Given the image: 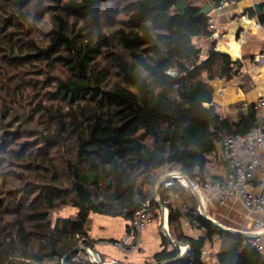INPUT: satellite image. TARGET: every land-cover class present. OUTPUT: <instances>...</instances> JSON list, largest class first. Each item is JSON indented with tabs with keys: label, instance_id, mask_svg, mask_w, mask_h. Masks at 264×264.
Returning a JSON list of instances; mask_svg holds the SVG:
<instances>
[{
	"label": "trees",
	"instance_id": "trees-1",
	"mask_svg": "<svg viewBox=\"0 0 264 264\" xmlns=\"http://www.w3.org/2000/svg\"><path fill=\"white\" fill-rule=\"evenodd\" d=\"M207 1L215 8L222 0H0V68L15 70L5 85L0 79V170L22 171L0 190V264H91L74 249L98 241L88 233L92 214L123 217L126 230L146 203L159 215L160 170L178 168L195 184L222 178L208 175V155L264 127L263 107L241 103L224 116L214 101L213 81L239 70L215 44L203 59L193 42L212 36L201 12ZM110 2L108 31L97 15ZM263 9L245 13L264 21ZM28 71L46 75L53 90L41 95L39 83L21 77ZM186 188L176 184L167 207L169 233L188 243L187 254L175 261L180 247L162 233V248L144 264H207L206 243L225 236L218 264H264L250 238L206 219L196 194L182 197ZM167 193L162 186L158 195ZM65 206L76 213L53 220ZM184 225L202 234L188 236Z\"/></svg>",
	"mask_w": 264,
	"mask_h": 264
},
{
	"label": "built area",
	"instance_id": "built-area-1",
	"mask_svg": "<svg viewBox=\"0 0 264 264\" xmlns=\"http://www.w3.org/2000/svg\"><path fill=\"white\" fill-rule=\"evenodd\" d=\"M226 2L227 0H222L219 8L224 7ZM249 18L252 17L248 13H244L237 20L242 23ZM208 23L212 31V37L215 38L218 33L215 19L210 16ZM256 28L264 30V21H260L258 17ZM242 33H245V31H242ZM262 57V54L258 55L254 61H260ZM250 106L264 108V97L254 103H242L243 109H247ZM208 157L225 163L229 172L222 178L210 177L201 184L193 183L191 188L202 197L203 202L202 190L215 198L221 206L231 203L239 204L246 210L248 217L259 216V219H254L252 222V232L258 235L250 239V244L258 252L264 253V236L262 235L264 233V127L256 128L246 135H237L226 139L222 148L212 152ZM168 176L169 178L163 184L164 188L168 190L166 198L162 199L159 195L155 197L161 207L159 218L163 230H169V209L167 205L173 197H176L172 189L176 187V184L182 187H190L182 172L172 171ZM155 218L156 214L151 204H144L135 212L125 235L114 242L113 245L128 252L140 249L143 244V232ZM188 247L181 246L180 254L185 253ZM87 251L90 253L91 264L119 263L116 260L103 262L99 254L97 256L91 255L90 247Z\"/></svg>",
	"mask_w": 264,
	"mask_h": 264
},
{
	"label": "crops",
	"instance_id": "crops-1",
	"mask_svg": "<svg viewBox=\"0 0 264 264\" xmlns=\"http://www.w3.org/2000/svg\"><path fill=\"white\" fill-rule=\"evenodd\" d=\"M259 4H264V0H227L225 6L222 8H219V6L214 8L212 6V10L209 14L215 19L218 28L217 36L215 38L212 36H199L193 39L194 44L201 48L203 59L207 58L210 49L215 44L218 51L227 53L233 60L238 61L236 68H238L239 74H236L233 79L229 81L220 79L213 81L215 90L214 101L220 107V112L224 116L236 115L238 112V105L241 103H254L258 99L264 97V30L256 28L257 16L256 18L252 17L245 19L242 23L237 20L247 9L256 7ZM242 31H245V33H242ZM261 54L263 55L262 59L260 61H254V59ZM228 172V167L222 165L217 171V176H225ZM96 215L97 214H92L90 225H88L90 238L94 240L107 239L104 237L112 239L113 237L108 234L94 232V222L92 220ZM127 223L128 221L125 219L126 228ZM186 226L187 225H184L183 227V231L186 235L196 238L202 234L200 229ZM124 235L123 233L117 240L121 239ZM96 245L100 244L96 243ZM210 245L209 242L206 243L203 252L205 253L208 251L210 254L214 253L216 259L217 252L226 244L222 241L220 245H214L215 247H211ZM161 248L162 232L159 249ZM155 253L146 254V260H149ZM105 260L109 262L111 260H116V258H108L106 255ZM119 260L126 264L142 263L136 262L139 261L140 258L134 255H130L129 258L126 259L117 258L116 261ZM216 263L218 264V262Z\"/></svg>",
	"mask_w": 264,
	"mask_h": 264
},
{
	"label": "rangeland",
	"instance_id": "rangeland-1",
	"mask_svg": "<svg viewBox=\"0 0 264 264\" xmlns=\"http://www.w3.org/2000/svg\"><path fill=\"white\" fill-rule=\"evenodd\" d=\"M123 3H118V6H122ZM117 3L116 2H110L107 4H104L101 6L98 15L99 16V21L105 26V29L109 31L110 27L114 26L115 20L113 14L114 10L116 7ZM1 78L4 84L7 83L9 79L14 77V71L15 70H9L8 68L1 67ZM10 71V73L8 72ZM47 74V73H46ZM36 72H21V77L27 80H32L35 81L38 84V90H41V95H45L47 91H52L53 86H48L47 82V76L42 75L39 76ZM55 75L57 77H64L65 76V70L62 68H57L55 71ZM16 81V80H15ZM5 87V86H4ZM4 94V91L2 92L1 95ZM37 100H40L37 98ZM37 122V121H36ZM35 122V123H36ZM222 163L219 162L218 160L213 161L209 166H208V175L209 176H217V171L219 168L222 167ZM172 171H179L178 168L174 169H162L160 170V173L162 174V177L165 175H168ZM22 173L21 169L18 167L15 168V170L10 171L8 168H3L0 170V190H3L4 193L8 192V189H10V185L6 184L4 182V179L7 178V181H11L12 179H15L17 182V177ZM26 173V172H24ZM219 176V175H218ZM2 191V192H3ZM186 193L183 194L182 197H193L196 192L191 188L187 187L186 188ZM197 195V194H196ZM202 195L204 197V204L206 207L207 212H212L214 216L219 217L220 219H223L225 222H227L232 228L239 229V230H244V231H253V220L254 219H259L260 217L257 215H253L251 217L247 216L246 210L239 204H228L226 206H221L218 204L217 200L213 198L209 193L205 192L202 190ZM7 194H4L3 197H6ZM179 203V202H177ZM181 203V201H180ZM199 210V208H198ZM76 213V209L71 207V206H65L61 207L58 210L54 211L52 214V219L55 220L58 217H69L72 216L73 214ZM93 223V230L94 232L97 233H104L108 234L112 239H116L120 237L123 233H126V224H125V219L122 217H111V216H106V215H101L97 214L95 218L92 220ZM161 220L159 218V215L156 216L155 220H153L151 223L148 224L147 228L143 232V244L141 245V248L135 251H125L123 249L117 248L113 245L114 242H109L110 239L108 237L105 240H98L96 243H99L100 245H96L94 242L93 247L91 248V255L95 256V253L92 249L97 251V253L101 256L102 259H105L106 255L108 258H112L117 260V258L120 259H126L129 258V256H136L140 258L139 261L136 262H142L140 264H144L147 260L146 254H152L157 251H159V245L161 242V232L164 233V230L162 228V225L160 227ZM90 225V222L87 224V226ZM169 226V224H168ZM188 227V226H186ZM109 237V238H111ZM229 238L226 236L224 239H215L213 240L210 244L211 247H215L216 244L220 245L222 241H226ZM104 242V243H103ZM84 244L82 241H79V246ZM263 244H264V238H263ZM215 245V246H214ZM218 247V246H217ZM131 253V254H129ZM83 258L84 260H90V253L89 251H86V254H80L78 256V259ZM151 259V258H150ZM204 259L207 264H217V260L215 259L214 253H209L208 251L204 253ZM112 261V260H111ZM125 261V260H124ZM119 262H121L119 260Z\"/></svg>",
	"mask_w": 264,
	"mask_h": 264
},
{
	"label": "water",
	"instance_id": "water-1",
	"mask_svg": "<svg viewBox=\"0 0 264 264\" xmlns=\"http://www.w3.org/2000/svg\"><path fill=\"white\" fill-rule=\"evenodd\" d=\"M211 10H212V4H211L209 1H207V2L202 6V10H201V12H202V14H209ZM168 178H169V176L166 175V176H164V177L159 181V183H158V185H157V188H156V195L159 194V191H160L161 187L163 186L164 182H165ZM184 178H185V180H186L188 186L193 187V183H192V181H190V179H188V177H186L185 175H184ZM196 194H197V196H198V198H199V212H200V213H201L206 219H208L209 221H211L212 223H214L215 226L219 227L222 231L227 232V233H230V234H232V235H236V236H237V235H243V236L248 237V238H250V239H252V238H254V237H256V236L258 235L257 233H254V232H252V231H244V230H239V229H235V228H232V227H228V226L222 225V224H220L219 222H217L216 220L212 219V218L209 217L208 214H207L206 207H205V204H204V202H203V200H202V197H201L198 193H196ZM164 235H165L168 239H170V240H171L176 246H178V247H181V246H189L188 243H186V242H182V241H176V240H174V239L171 237V235H170V233H169V230H167V229H164ZM262 235L264 236V233H263ZM88 248H89V247L79 246V247H77L76 249H74V251H79V250H85V251H87ZM90 248H92V247H90ZM188 248H189V247H188ZM92 250L94 251L95 255L97 256V255H98L97 251H95L94 249H92ZM187 251H188V249H187ZM187 251H186L185 253H183V254H180L179 257H178L177 259H175V261L180 260V259H183V258L185 257V255L187 254ZM67 256H69V254H68Z\"/></svg>",
	"mask_w": 264,
	"mask_h": 264
}]
</instances>
